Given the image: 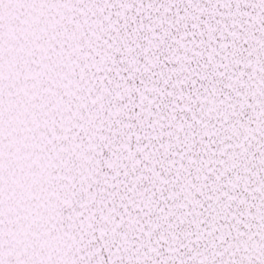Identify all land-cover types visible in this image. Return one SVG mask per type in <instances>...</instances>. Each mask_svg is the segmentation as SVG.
Masks as SVG:
<instances>
[{
    "label": "snow or ice",
    "instance_id": "obj_1",
    "mask_svg": "<svg viewBox=\"0 0 264 264\" xmlns=\"http://www.w3.org/2000/svg\"><path fill=\"white\" fill-rule=\"evenodd\" d=\"M0 264H264V0H0Z\"/></svg>",
    "mask_w": 264,
    "mask_h": 264
}]
</instances>
